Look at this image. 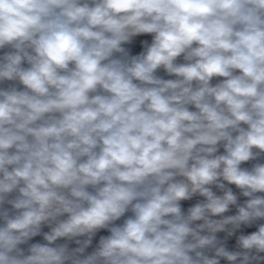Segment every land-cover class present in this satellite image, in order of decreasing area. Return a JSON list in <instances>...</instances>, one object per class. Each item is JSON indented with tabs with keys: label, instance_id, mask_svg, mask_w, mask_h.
<instances>
[{
	"label": "clouds",
	"instance_id": "9594fccd",
	"mask_svg": "<svg viewBox=\"0 0 264 264\" xmlns=\"http://www.w3.org/2000/svg\"><path fill=\"white\" fill-rule=\"evenodd\" d=\"M0 264H264V0H0Z\"/></svg>",
	"mask_w": 264,
	"mask_h": 264
}]
</instances>
